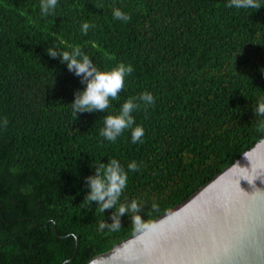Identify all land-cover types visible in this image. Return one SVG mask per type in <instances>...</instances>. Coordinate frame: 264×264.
<instances>
[{"label": "trees", "instance_id": "1", "mask_svg": "<svg viewBox=\"0 0 264 264\" xmlns=\"http://www.w3.org/2000/svg\"><path fill=\"white\" fill-rule=\"evenodd\" d=\"M258 2L256 10L228 7L230 0H58L44 16L40 0H0V264H86L264 136L256 130L264 117L253 111L264 99ZM117 8L130 21L114 19ZM85 22L94 25L87 35ZM76 46L102 71L118 63L134 71L109 109L75 119L74 93L85 85L47 50ZM146 91L155 104L132 113L143 143L131 142V130L104 139L103 118ZM110 159L128 181L116 207L102 213L85 200V178ZM133 161L138 171L128 170ZM132 200L142 205L139 230L131 213L120 217L119 230L99 229Z\"/></svg>", "mask_w": 264, "mask_h": 264}, {"label": "water", "instance_id": "2", "mask_svg": "<svg viewBox=\"0 0 264 264\" xmlns=\"http://www.w3.org/2000/svg\"><path fill=\"white\" fill-rule=\"evenodd\" d=\"M86 264H264V142Z\"/></svg>", "mask_w": 264, "mask_h": 264}, {"label": "clouds", "instance_id": "3", "mask_svg": "<svg viewBox=\"0 0 264 264\" xmlns=\"http://www.w3.org/2000/svg\"><path fill=\"white\" fill-rule=\"evenodd\" d=\"M58 0H40L41 14L44 16L54 12ZM228 7H236L237 9H259L262 5L258 0H230ZM114 19L128 22L131 19L129 14L122 12L120 9H114ZM94 27L85 22L82 24L81 32L87 35L89 28ZM47 55L51 58H60V62L66 64L67 69L73 72L77 77L81 78V83L85 85L83 91L74 93V102L72 105L73 116L76 119L77 113H92L96 111L105 112L110 108V102L119 99V94L125 86V79L133 71V67L128 64L118 63L115 67L107 71H102L93 63V60L85 54L79 46L69 51H57L50 47ZM149 105L155 104V97L150 92H142L136 97L127 98L121 105L119 112L115 115H106L103 118L104 126L100 131V135L107 141L115 142L125 130H131V142L133 144L143 143L145 130L142 125L135 124V118L132 115L134 111ZM255 115L264 117V99L257 102L253 108ZM8 121L5 118L2 126L7 127ZM135 125V126H134ZM258 132L264 133V120L257 122ZM264 142V137L261 138ZM128 170L138 171L139 165L133 161L127 165ZM128 175L124 167L116 159H110L107 164H99L95 167V175L85 178L86 185L90 188V192L86 195L85 200L96 202L100 211L103 213L107 209L115 208L119 202L123 190L127 186ZM84 200V201H85ZM153 209L158 206L153 205ZM142 211V205L136 200L130 203H121L118 211L114 212L110 217L112 223L108 224L104 220L99 224L101 231L108 229L116 231L121 228L120 217L131 213L132 223L137 227L142 225L143 220L137 213ZM72 235V234H69Z\"/></svg>", "mask_w": 264, "mask_h": 264}]
</instances>
